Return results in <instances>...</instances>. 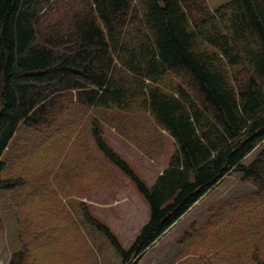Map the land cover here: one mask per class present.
<instances>
[{
	"label": "trees",
	"instance_id": "1",
	"mask_svg": "<svg viewBox=\"0 0 264 264\" xmlns=\"http://www.w3.org/2000/svg\"><path fill=\"white\" fill-rule=\"evenodd\" d=\"M107 111L143 112L172 139L174 152L151 186L107 144L99 115ZM61 143L66 170L57 155L39 165L47 182L34 178L33 160ZM91 148L147 205L128 248L71 198L107 175L88 158ZM17 160L19 175H6ZM233 173L250 192L212 207L203 232L187 231L183 241L206 242L221 261L264 264L257 246L239 253L244 238L226 237L232 223L252 238L264 233V0L215 9L206 0H0V191L22 190L24 226L9 264H96L104 242L120 264H137Z\"/></svg>",
	"mask_w": 264,
	"mask_h": 264
},
{
	"label": "rangeland",
	"instance_id": "2",
	"mask_svg": "<svg viewBox=\"0 0 264 264\" xmlns=\"http://www.w3.org/2000/svg\"><path fill=\"white\" fill-rule=\"evenodd\" d=\"M206 1L209 7H218L229 0ZM99 115H103L101 123L107 144L129 163L145 184L151 186L156 177L168 165L169 158L174 152L172 139L153 125L149 117L140 111L126 114L107 111L99 113ZM60 145L61 149H55L56 145L52 146L54 149H51L48 156L42 154L36 160H33L36 171L32 169L31 173L34 178H42L44 182H47L46 175L40 173L41 168H39V165L48 163L57 155V159L60 158L63 161L61 169L66 170L65 153L67 149L64 148L62 143ZM57 151H60V153L56 154ZM257 151L258 149L250 153L243 163L249 164L254 159ZM88 156V158L92 157L94 161L101 162L106 167L107 175L100 180L99 185L95 184L89 186L90 188H85L83 194L77 197L78 199L76 197L71 198L85 203L92 215L105 223L117 236L122 246L128 248L149 218L147 205L132 182L109 165L95 149L91 148ZM17 161L14 170L8 171L6 175H19L21 166H18V163L22 160ZM23 161L22 163L25 165L26 160ZM25 167L28 170L33 166L27 164ZM79 170L81 168L75 170L77 175L81 173ZM66 176L70 175L66 174ZM74 176H71L72 179H74ZM71 177L62 183H69ZM85 180L86 176H83V184H85ZM57 181L62 185L58 178ZM83 187L88 186L84 185ZM251 189L249 185L241 181L238 173L231 174L205 196L189 216L183 217L176 225L172 226L167 231L170 233H166L165 238L151 246L137 264H203L200 258L205 256H207V259H213V264H238L235 261H221L219 254L216 253L218 250L215 248L208 251L206 242L201 243L202 241L199 240L191 242L192 240H188L184 243L182 236L188 233L187 231L192 232L200 228V225L206 222V219L210 216L209 211L212 207L215 208L222 202H232L236 197L250 192ZM58 199H61V197L58 196ZM63 200L65 201V199ZM22 203V190L19 188L13 192L0 191V264H9L13 253L21 249L23 242L20 233L24 226L17 219H19L18 204L22 205ZM194 227L196 229H193ZM227 231L228 242L232 243V239L235 241V238H244L245 246L238 244L239 253L250 254L254 244L255 247L257 246L254 250L257 251L261 260H264V233L253 234L252 238L248 230H242L240 223H232L227 226ZM199 232L202 233L203 229L200 228ZM194 236L196 237V235ZM23 241L28 242L27 239ZM167 242H169L167 250H163L162 248ZM211 242H214L213 239ZM102 245L103 249L100 251L99 256L97 255L95 263L120 264V256L112 246L108 242H104ZM224 245L225 243L220 245L221 248ZM40 247H42V243Z\"/></svg>",
	"mask_w": 264,
	"mask_h": 264
},
{
	"label": "crops",
	"instance_id": "3",
	"mask_svg": "<svg viewBox=\"0 0 264 264\" xmlns=\"http://www.w3.org/2000/svg\"><path fill=\"white\" fill-rule=\"evenodd\" d=\"M210 8H211V9H215L216 7H210ZM198 204H199V203H198ZM198 204H197V205H198ZM195 207H196V206H195ZM195 207L192 208V209H191L189 212H187L186 214H184L180 219H182V218L185 217V216H189V214L195 209ZM180 219H179V220H180ZM179 220H178V221H179ZM178 221H177V222H178ZM176 224H177V223H176ZM176 224H175V225H176ZM166 233L169 234L170 232H166ZM166 233H164V234L160 237V239H158V240H157L152 246H154V245L157 244L159 241H161L163 238H165V237H166V236H165ZM168 245H169V242H167V243L163 246L162 249H163V250H167Z\"/></svg>",
	"mask_w": 264,
	"mask_h": 264
}]
</instances>
